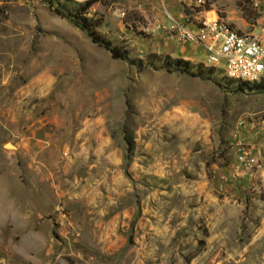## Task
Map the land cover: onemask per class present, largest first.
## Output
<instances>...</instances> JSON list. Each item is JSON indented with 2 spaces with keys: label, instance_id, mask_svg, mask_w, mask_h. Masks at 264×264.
Segmentation results:
<instances>
[{
  "label": "rangeland",
  "instance_id": "rangeland-1",
  "mask_svg": "<svg viewBox=\"0 0 264 264\" xmlns=\"http://www.w3.org/2000/svg\"><path fill=\"white\" fill-rule=\"evenodd\" d=\"M216 15L264 37L249 0H0V264H264V84L170 30Z\"/></svg>",
  "mask_w": 264,
  "mask_h": 264
},
{
  "label": "built area",
  "instance_id": "built-area-1",
  "mask_svg": "<svg viewBox=\"0 0 264 264\" xmlns=\"http://www.w3.org/2000/svg\"><path fill=\"white\" fill-rule=\"evenodd\" d=\"M249 1L255 9L264 7V0ZM169 19L173 38L201 49L206 57L205 66L221 71L231 81L264 84V37L239 32L217 15L211 20L192 16H184L183 21ZM239 128L245 129L244 122L239 123ZM246 155L239 157L241 163L247 162Z\"/></svg>",
  "mask_w": 264,
  "mask_h": 264
},
{
  "label": "trees",
  "instance_id": "trees-1",
  "mask_svg": "<svg viewBox=\"0 0 264 264\" xmlns=\"http://www.w3.org/2000/svg\"><path fill=\"white\" fill-rule=\"evenodd\" d=\"M57 13L60 16H63V14L60 11H57ZM76 26H78L80 29H82L83 31H85L93 39V41L95 43H97V44L103 46L104 48H106L107 50H109L111 52L112 57L114 59H119V60H126L127 59V53L125 51H123L121 49H118V48H111L110 47V44L107 41L96 38V36L94 35L95 33H92L89 30V28L86 27L85 25L76 23ZM242 85H250V84L242 83ZM253 85H255V84H253Z\"/></svg>",
  "mask_w": 264,
  "mask_h": 264
},
{
  "label": "crops",
  "instance_id": "crops-1",
  "mask_svg": "<svg viewBox=\"0 0 264 264\" xmlns=\"http://www.w3.org/2000/svg\"><path fill=\"white\" fill-rule=\"evenodd\" d=\"M167 46H169V45H167ZM177 55V57H181V56H184V52L181 50V49H179V52H175V56Z\"/></svg>",
  "mask_w": 264,
  "mask_h": 264
},
{
  "label": "bare ground",
  "instance_id": "bare-ground-1",
  "mask_svg": "<svg viewBox=\"0 0 264 264\" xmlns=\"http://www.w3.org/2000/svg\"><path fill=\"white\" fill-rule=\"evenodd\" d=\"M8 197V196H7ZM1 203V202H0ZM1 208V207H0ZM19 209V208H18ZM7 216V215H6Z\"/></svg>",
  "mask_w": 264,
  "mask_h": 264
}]
</instances>
